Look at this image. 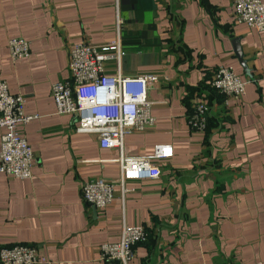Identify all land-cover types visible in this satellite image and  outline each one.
Listing matches in <instances>:
<instances>
[{
  "label": "crops",
  "instance_id": "0c3cea01",
  "mask_svg": "<svg viewBox=\"0 0 264 264\" xmlns=\"http://www.w3.org/2000/svg\"><path fill=\"white\" fill-rule=\"evenodd\" d=\"M233 6L234 0H0V78L24 95L33 115L20 127L33 151L31 176L0 172V246L33 244L50 261L39 264H123L102 258L99 244L136 223L146 240L134 244L128 264H264V30L238 22ZM117 33L125 53L120 70L157 75L147 93L154 123L126 134L124 152L149 154L169 142L172 154L158 161V178L115 182L110 203L97 208L83 198L81 184L97 176L115 180L118 149L77 132V115L56 111L50 85L69 76L70 45L108 42ZM13 36L28 40L27 56H9ZM221 64L245 79L240 98L218 101L200 89ZM201 99L212 107L208 132L187 121Z\"/></svg>",
  "mask_w": 264,
  "mask_h": 264
},
{
  "label": "built area",
  "instance_id": "2783aa9c",
  "mask_svg": "<svg viewBox=\"0 0 264 264\" xmlns=\"http://www.w3.org/2000/svg\"><path fill=\"white\" fill-rule=\"evenodd\" d=\"M234 15L257 30H264V0H234ZM117 18L118 30L121 19ZM104 43L76 41L68 48L69 76L51 83L50 90L58 113L77 115V132L97 136L100 146L117 148L119 174L115 180L102 176L82 182L80 192L94 207L107 206L113 197L115 182L139 178H158L160 159L172 154V145L155 144L149 154H126L124 136L132 131H142L152 125V100L148 97V85L157 79L156 74H124L120 70L125 55L118 33ZM9 56L13 60L27 56L29 42L19 36L9 37ZM246 81L234 67L219 65L211 85L220 89L228 98L237 99L246 93ZM24 95L9 91L5 79L0 78V172L18 178L31 176L33 151L21 132L33 115L25 111ZM208 104L195 101L187 121L191 129L204 130ZM116 241L99 244L100 256L128 264L134 254V244L146 239V229L141 224H123ZM50 262L33 244L13 243L0 246V264H39Z\"/></svg>",
  "mask_w": 264,
  "mask_h": 264
},
{
  "label": "trees",
  "instance_id": "16d2710c",
  "mask_svg": "<svg viewBox=\"0 0 264 264\" xmlns=\"http://www.w3.org/2000/svg\"><path fill=\"white\" fill-rule=\"evenodd\" d=\"M209 82H211V80H209ZM209 82L208 83L205 82V84H203V87H201L200 89H203V90L205 89L208 92L211 91V94L213 95V97L215 99H217L218 101L219 100L222 101L223 98L225 97V94L220 89H217L215 86L211 85V83H209ZM211 109H212V107L208 103V110L206 112V121H207V123H206V127L204 128L205 132H208L209 128H211V126L213 125V122H214V121H212V117L209 116V112H211ZM144 241H141V242H144Z\"/></svg>",
  "mask_w": 264,
  "mask_h": 264
},
{
  "label": "water",
  "instance_id": "95a60500",
  "mask_svg": "<svg viewBox=\"0 0 264 264\" xmlns=\"http://www.w3.org/2000/svg\"><path fill=\"white\" fill-rule=\"evenodd\" d=\"M235 45H236L235 50H237L239 57L242 59L243 54H242V51L240 50L239 43H236ZM242 63L245 64L243 60H242Z\"/></svg>",
  "mask_w": 264,
  "mask_h": 264
},
{
  "label": "rangeland",
  "instance_id": "374dc122",
  "mask_svg": "<svg viewBox=\"0 0 264 264\" xmlns=\"http://www.w3.org/2000/svg\"><path fill=\"white\" fill-rule=\"evenodd\" d=\"M123 57H124V56H123ZM123 57H122V58H123Z\"/></svg>",
  "mask_w": 264,
  "mask_h": 264
}]
</instances>
